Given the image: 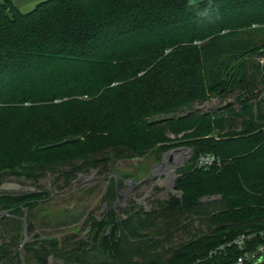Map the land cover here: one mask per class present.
Listing matches in <instances>:
<instances>
[{"label": "trees", "instance_id": "obj_1", "mask_svg": "<svg viewBox=\"0 0 264 264\" xmlns=\"http://www.w3.org/2000/svg\"><path fill=\"white\" fill-rule=\"evenodd\" d=\"M263 57L264 0H43L29 12L1 0L0 184L50 174L68 183L187 145L194 154L178 172L177 195L134 228L193 218L199 229L168 264H236L264 244ZM231 95L235 102L218 111H192ZM208 154L217 162L198 166ZM41 196L0 194V214L10 224ZM18 223L0 264H49L58 242L28 244L21 258ZM242 235L250 236L244 249L233 244ZM155 242L140 253L127 245L117 263L137 264L132 258ZM87 254L62 260L82 263Z\"/></svg>", "mask_w": 264, "mask_h": 264}, {"label": "rangeland", "instance_id": "obj_2", "mask_svg": "<svg viewBox=\"0 0 264 264\" xmlns=\"http://www.w3.org/2000/svg\"><path fill=\"white\" fill-rule=\"evenodd\" d=\"M257 60L264 63V57ZM233 102V95L213 97L192 111L215 112ZM170 137L177 140L174 135ZM174 149L180 152L172 151ZM193 154V148L179 145L163 153L159 160L146 155L114 161L108 169L80 172L68 183L61 174H50L38 183L5 176L0 184V194L42 196L28 200L21 207L22 217L11 214L10 224L4 221L8 214H0V247L10 243V237L14 235L11 230L16 227L11 225L19 220L18 227L22 228L19 257L28 256V244L47 245L56 241L59 247L49 258V264H64L62 259L69 253L82 256L84 252L88 253L84 262L72 264H118L117 251L129 245L132 251L140 253L138 249L142 250L145 242L153 239L156 249L151 253L141 252L143 254L132 260L137 264H168L172 251L196 233L200 222L185 216L178 222L160 220L154 229L143 233L134 228L133 222L157 211V201L177 195L174 186L178 172ZM168 155L175 158V165L162 166ZM82 242L86 246H81ZM174 264L191 263L176 259Z\"/></svg>", "mask_w": 264, "mask_h": 264}, {"label": "built area", "instance_id": "obj_3", "mask_svg": "<svg viewBox=\"0 0 264 264\" xmlns=\"http://www.w3.org/2000/svg\"><path fill=\"white\" fill-rule=\"evenodd\" d=\"M170 157H171V155H168L164 159V163L162 166L166 165V166L170 167V166L175 165V163H176L175 158H170ZM216 162H217V158L212 154H210V155L208 154V155H202L198 159L197 165L202 166V167H209ZM171 173H174V171H172ZM248 238H250V236L242 235L241 237L236 239V241H234L233 244H236L241 249H244L245 243H246ZM248 261L254 262L256 264L264 262V244L260 245L256 250L246 252L244 255L239 257L236 264H245Z\"/></svg>", "mask_w": 264, "mask_h": 264}, {"label": "crops", "instance_id": "obj_4", "mask_svg": "<svg viewBox=\"0 0 264 264\" xmlns=\"http://www.w3.org/2000/svg\"><path fill=\"white\" fill-rule=\"evenodd\" d=\"M43 0H14L15 5L23 12H29Z\"/></svg>", "mask_w": 264, "mask_h": 264}, {"label": "water", "instance_id": "obj_5", "mask_svg": "<svg viewBox=\"0 0 264 264\" xmlns=\"http://www.w3.org/2000/svg\"><path fill=\"white\" fill-rule=\"evenodd\" d=\"M80 140V138H74V139H69V140H65V141H63V142H61V143H58L57 145H64V144H67V143H71V142H76V141H79ZM172 151H174V152H180V150H172ZM172 151H170V152H172ZM170 158H172V157H170ZM174 174V177L176 178V174L175 173H173ZM262 263V262H261Z\"/></svg>", "mask_w": 264, "mask_h": 264}]
</instances>
